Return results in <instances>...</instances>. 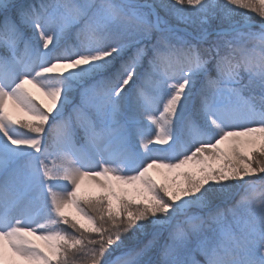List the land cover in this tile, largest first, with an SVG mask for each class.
<instances>
[{"label":"snow or ice","instance_id":"snow-or-ice-1","mask_svg":"<svg viewBox=\"0 0 264 264\" xmlns=\"http://www.w3.org/2000/svg\"><path fill=\"white\" fill-rule=\"evenodd\" d=\"M0 264H264V0H0Z\"/></svg>","mask_w":264,"mask_h":264},{"label":"rangeland","instance_id":"rangeland-1","mask_svg":"<svg viewBox=\"0 0 264 264\" xmlns=\"http://www.w3.org/2000/svg\"><path fill=\"white\" fill-rule=\"evenodd\" d=\"M35 91V90H33ZM38 100H44V98L39 94V93H35ZM45 103H47L46 100H44ZM153 177L156 179L157 183H161V182H165L166 180L170 179L172 174L169 173H165L162 170L161 171H154L152 173ZM92 194H95V192H93ZM69 215L70 216H75V213L72 210H69ZM37 243H40L39 241H37Z\"/></svg>","mask_w":264,"mask_h":264},{"label":"bare ground","instance_id":"bare-ground-1","mask_svg":"<svg viewBox=\"0 0 264 264\" xmlns=\"http://www.w3.org/2000/svg\"><path fill=\"white\" fill-rule=\"evenodd\" d=\"M158 172V171H157Z\"/></svg>","mask_w":264,"mask_h":264},{"label":"trees","instance_id":"trees-1","mask_svg":"<svg viewBox=\"0 0 264 264\" xmlns=\"http://www.w3.org/2000/svg\"><path fill=\"white\" fill-rule=\"evenodd\" d=\"M94 195V194H93Z\"/></svg>","mask_w":264,"mask_h":264}]
</instances>
